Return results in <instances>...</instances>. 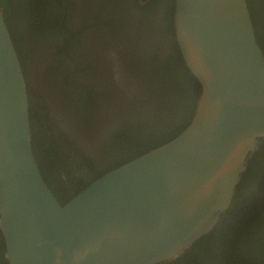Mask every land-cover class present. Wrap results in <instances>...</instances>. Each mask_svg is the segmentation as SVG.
<instances>
[{"label":"water","instance_id":"water-1","mask_svg":"<svg viewBox=\"0 0 264 264\" xmlns=\"http://www.w3.org/2000/svg\"><path fill=\"white\" fill-rule=\"evenodd\" d=\"M174 30L200 84L169 141L62 203L32 144L25 74L0 8V231L8 264H160L209 233L264 138V54L246 0H175Z\"/></svg>","mask_w":264,"mask_h":264},{"label":"flooded vegetation","instance_id":"flooded-vegetation-1","mask_svg":"<svg viewBox=\"0 0 264 264\" xmlns=\"http://www.w3.org/2000/svg\"><path fill=\"white\" fill-rule=\"evenodd\" d=\"M246 1L257 41L264 47V0ZM0 3L11 13L6 23L27 81L35 155L66 199L78 190L81 176L88 175L80 171L89 173L86 182L94 177L83 162L102 158V146L120 119L131 121L136 110L163 106L142 101L143 84L165 74L147 70L149 63L168 58L169 66L181 64L175 50V0ZM32 16L41 26L38 36H30ZM79 97L89 104L90 114L79 108ZM157 113L155 118L147 113L149 120L144 121L154 125L159 117L170 118L164 107ZM72 175H77L74 181ZM0 264H8L1 231Z\"/></svg>","mask_w":264,"mask_h":264},{"label":"trees","instance_id":"trees-1","mask_svg":"<svg viewBox=\"0 0 264 264\" xmlns=\"http://www.w3.org/2000/svg\"><path fill=\"white\" fill-rule=\"evenodd\" d=\"M0 8L5 22L8 21L11 14L8 6L0 3ZM249 11L251 13L250 8ZM36 19L35 16L30 18L32 22L30 36L39 34L38 30L41 26L37 25ZM59 19L60 17L57 19L58 27ZM259 45L264 54V47L261 43ZM175 50L181 64L179 59L176 62L180 66H169L168 58L156 64L149 63L146 66L147 70H156L165 74L158 79L148 81L146 85L143 84L144 95L142 94V101L149 103V106H153L154 102L163 105L155 109L146 106L145 111L148 110V114L155 118L157 109L164 107L170 115L169 120H160L159 117V120H154L153 125L150 121H144L149 120L144 109L136 110L131 121L127 120V116L120 119L109 136V142L102 146V158L98 161L83 162L94 177L86 182L89 173L86 170L80 171L88 175L81 176L84 178L83 181L75 184L78 190L67 196L68 198L63 199L64 196L60 195L63 193L59 189L60 186L53 181L48 168L35 155L48 187L60 202L64 203L72 198L103 173L169 141L189 124L194 115L196 100L200 95V84L184 65L177 46ZM177 74L180 77H176ZM78 105L87 113H91L90 106L84 98L79 97ZM259 140V147L248 159L229 207L219 216L213 229L194 241L178 257L165 264H264V138ZM45 147L49 150L47 145ZM76 176L72 175L73 181Z\"/></svg>","mask_w":264,"mask_h":264}]
</instances>
